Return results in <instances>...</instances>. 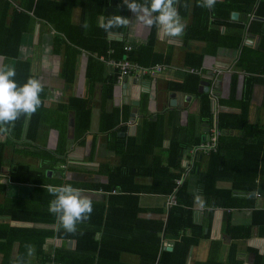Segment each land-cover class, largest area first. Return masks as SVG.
Here are the masks:
<instances>
[{
    "label": "crops",
    "instance_id": "crops-1",
    "mask_svg": "<svg viewBox=\"0 0 264 264\" xmlns=\"http://www.w3.org/2000/svg\"><path fill=\"white\" fill-rule=\"evenodd\" d=\"M114 1L126 6L123 0H65L64 5L69 9L64 22L78 25L87 20L89 26L93 21L99 26L108 18L107 11L113 8ZM185 2L180 0L177 5L185 32L176 38L164 36L156 26H146L127 6L113 8L115 11L110 15L128 17L129 24L107 31V43H122L123 50L125 45L130 47L124 50L126 57L121 59L135 61L128 53L136 51L151 62L135 61L140 66L153 68L156 64L161 65L160 70L144 73L138 80L133 74L121 81L111 77L114 70L107 60L120 59L114 55L113 47H109L106 53L96 54L85 49L77 50L75 45L71 46L73 50L63 49V45L55 52L53 31L46 21L36 23L33 32L22 34L16 57L0 55V64L4 65L16 67L17 61L29 62L30 73L44 84L42 106L36 113L21 116L9 134H0V264H14L17 257H21L25 264H37L45 255L49 260L44 264H65L61 259L69 264L76 263L69 257L76 247V239L56 234L58 217L52 223L45 221L48 217V213L45 214L47 188L74 184L91 201L106 204L108 196L116 194L118 189H94L91 186L108 183V173L121 164V155H125L128 161V153L145 141L150 131L148 126L163 124L162 148L168 147L169 135H172L170 124L185 127L189 115L198 113L199 98L175 86L194 74L188 72L189 68L199 70L195 74L200 77L199 92L205 91L202 81H206L208 95L210 90L215 93L218 114L221 111L238 112L235 102L228 105L222 100L239 102L244 97L246 76L257 78L250 97L248 121L264 124V0H217L212 9L200 7L199 0H187L190 6L186 9ZM257 9H260L261 18ZM249 14L253 15L252 19ZM233 38H241L240 43L237 45ZM95 39L90 38L92 42ZM244 52L245 61L253 71L237 66ZM66 57L72 60L74 68L71 83H66L60 76ZM200 58L201 65H195ZM215 69L220 72L215 73ZM235 74V97L229 99ZM209 100L212 113L210 95ZM172 111L176 113L169 116ZM201 130L204 133L202 126L199 132ZM227 134L246 136V142L252 144L259 136L256 130L247 134L244 129L236 128ZM152 138V141L147 139L152 144L159 141L157 134ZM148 150L149 146L144 153ZM153 153L163 156L158 148ZM184 159L185 155L181 160L183 168ZM184 179L188 181V191L194 193L197 174L187 170ZM133 182L150 185L152 178L135 175ZM231 184L227 178L217 182L220 188H230ZM233 194L239 198V206H213L205 204L203 196H195L193 222L201 229L184 264H264V194L259 190H238ZM166 196L138 193L141 210L136 217L130 215L123 221L135 224L111 232L110 253L121 250L111 264L147 263L142 257V253L150 248L144 233L147 221L150 224L157 220L165 222L168 209L177 204L176 200V204L167 207ZM157 208H164V211ZM22 217L26 220L19 219ZM88 218L79 221L77 229H83ZM50 229L54 235L42 243L43 236ZM187 234L195 237L194 231H187ZM99 236L100 232H97L96 237ZM160 241L161 248L172 250L174 238L164 237L160 232ZM26 244L34 247L31 256ZM56 252L62 253L60 260L51 261Z\"/></svg>",
    "mask_w": 264,
    "mask_h": 264
},
{
    "label": "trees",
    "instance_id": "trees-1",
    "mask_svg": "<svg viewBox=\"0 0 264 264\" xmlns=\"http://www.w3.org/2000/svg\"><path fill=\"white\" fill-rule=\"evenodd\" d=\"M14 3L20 6L22 10L17 9L10 0H0V55L7 58L16 57L22 34L33 32L36 23L43 24L46 21L49 23L51 31H53L55 52L60 51L63 45V49L73 50L71 46L75 45L77 50L85 49L88 52L94 51L96 54L106 53L109 47H113L116 51L114 54L116 58L121 59L125 56L123 44L117 41L116 43H107L105 40L107 31L97 26L94 21L87 30L82 27L84 21L78 25L65 24L64 20L68 13L67 9H69L64 5L65 0H14ZM113 5V8L116 6L118 9L121 3L114 1ZM113 8L107 11L108 15L115 11ZM256 13L261 18L260 9H257ZM90 38L97 39L92 42ZM220 39L222 38L218 40ZM233 40L238 45L241 38H233ZM128 55L129 58L142 64L151 63L147 56H139L136 51H131ZM246 58L244 52L239 58L237 66L249 72L253 71L246 63ZM195 65H201V58ZM15 69L17 73L15 80L18 84L25 82L29 76H35L30 73L29 62L17 61ZM60 76L64 78L66 83L73 81L74 68L70 58L66 57L63 61ZM236 76V74L233 75L229 99L235 97L236 88L234 83L236 82ZM111 77L115 78V73ZM256 80L257 78L251 75L246 76L244 97L239 102L234 101V99L230 101L222 100L223 103L228 105H233L235 102L239 111H221L218 114L217 121L219 128L223 130L226 128L244 129L247 134L251 133L252 130H256L259 132L257 141L252 144L246 142V136L236 137L225 133L220 135L216 152L208 155L199 153L194 157L193 164L189 169L195 172L198 177L197 189L194 193L188 191V181L186 179L179 186H176L175 178L186 170L181 165L185 150L203 139L205 132L213 123V116L208 91H198L200 82L198 75L190 74L182 84H175L177 89L199 98L198 113L189 115L185 127L176 126L173 122L170 124L173 136L169 135L168 147L162 148L165 135L164 128H162L163 124L155 123L152 127L151 125L148 126L147 130H150L151 133L148 131L145 141L139 143L133 151L128 153L130 156L128 161L127 157L124 158L125 155H121V164L108 173V183L91 186L94 189H118V191L116 190L117 193L109 195L106 204L92 201L93 211L88 218V224L83 229H77L76 233L66 232L59 223L56 233L58 236L76 239V247L73 252L69 253V257L76 260V263L73 264H111V261L117 260L121 250H114L112 254L110 253L111 232L135 224H125L123 221L128 220L130 215L136 217L138 211L141 210L138 205V193L140 192L162 195L174 193L177 200V204L168 209L165 222L157 220L154 221L153 224L155 225H153L149 223L150 221H147L144 233L146 244L150 248L147 252L142 253V257L147 261L146 264H154L155 262L156 264H184L190 246L198 241V231L201 229L199 225L193 222L192 214V206L197 194L203 196L205 204L223 207L239 206L240 201L233 194L234 191L259 190L264 194V124H255L248 121L249 102L253 84ZM173 111L169 116H174L173 114L176 112ZM31 125L32 123L29 124V128ZM201 126L204 133L202 130V132H199ZM156 134L159 141L152 144V137ZM148 138L151 141L147 140ZM147 145L149 146L148 153H144V149L148 147ZM157 148L160 149V153L164 157L153 153ZM46 166L50 167V165ZM135 175L150 176L152 183L150 185L136 184L133 182ZM224 178L231 181L230 188L217 186L218 180ZM52 199L53 196L48 193L45 198V214L48 213L45 221L48 223L54 222L57 218L48 210L49 201ZM156 210L163 212L164 208H157ZM256 212H259V210H256ZM28 218L32 219L34 217ZM19 219L26 220L25 217ZM187 231H194L195 237L192 238L190 234H187ZM97 232H100L99 237H96ZM160 232L164 234V237L174 238L172 250L168 251L161 248ZM52 235H54V232L50 229L45 233V237L43 236L41 242ZM42 243L40 247H42ZM60 254L62 253L56 252L51 261L58 262L61 257ZM46 260L49 259L45 255L37 264H44ZM61 261L69 264L64 259H61ZM23 264H25L24 261Z\"/></svg>",
    "mask_w": 264,
    "mask_h": 264
},
{
    "label": "clouds",
    "instance_id": "clouds-1",
    "mask_svg": "<svg viewBox=\"0 0 264 264\" xmlns=\"http://www.w3.org/2000/svg\"><path fill=\"white\" fill-rule=\"evenodd\" d=\"M127 8L146 26H156L158 31L167 37H182L185 24L182 22L177 5L180 0H123ZM217 0H199V6L212 9ZM189 8V3L183 5ZM129 18L119 15H109L100 27L105 31L113 28L127 27ZM82 27L87 30L89 23L84 21ZM17 73L12 65L0 64V134H9L15 122L21 116L35 114L42 106L41 93L44 84L35 76H29L23 84L15 80ZM48 192L53 196L49 201L48 210L58 217L60 225L68 233L77 232V223L90 216L93 204L82 190L71 184L49 187ZM27 253L31 256L34 247L26 244ZM14 264H23V259L17 257Z\"/></svg>",
    "mask_w": 264,
    "mask_h": 264
},
{
    "label": "built area",
    "instance_id": "built-area-1",
    "mask_svg": "<svg viewBox=\"0 0 264 264\" xmlns=\"http://www.w3.org/2000/svg\"><path fill=\"white\" fill-rule=\"evenodd\" d=\"M10 1L14 4V6H16L17 9L22 10L20 6L14 3V0H10ZM252 18H253V15L249 14V19H252ZM129 48L130 47L128 45L124 46V50H128ZM110 51L112 52L113 50L110 49ZM107 62L113 68L114 73L116 74L117 81H121L125 76L129 74H133L135 79L138 80L141 76L144 75V73L153 72L155 70L161 69V65H158V64L153 66V68L145 67V66H140L135 61L129 60L127 58H124V59L109 58ZM188 72L198 74L199 70L194 69V68H189ZM214 72L217 73V72H220V70L215 69ZM209 95H210V99L213 102V107H212L213 123L209 127L206 133V136L199 143L194 144L186 149L185 151L186 154H185V159H184L186 170L179 177L175 178L176 186H179L183 182L185 178V174L187 173V170H189L193 164L194 157L199 153L208 155L210 153L216 152L219 146L220 135H222L223 133L227 134L229 131L232 130V129L230 130L227 128L223 130L219 128L218 121H217V117H218L217 97L215 93L213 92V90H210ZM174 204H176V198H175L174 193L168 194L166 196L167 207H170Z\"/></svg>",
    "mask_w": 264,
    "mask_h": 264
},
{
    "label": "water",
    "instance_id": "water-1",
    "mask_svg": "<svg viewBox=\"0 0 264 264\" xmlns=\"http://www.w3.org/2000/svg\"><path fill=\"white\" fill-rule=\"evenodd\" d=\"M202 84H204V90L207 91L208 90V82L202 81Z\"/></svg>",
    "mask_w": 264,
    "mask_h": 264
}]
</instances>
